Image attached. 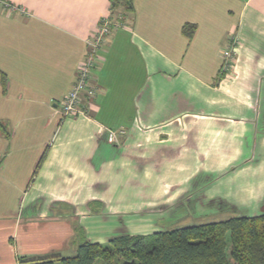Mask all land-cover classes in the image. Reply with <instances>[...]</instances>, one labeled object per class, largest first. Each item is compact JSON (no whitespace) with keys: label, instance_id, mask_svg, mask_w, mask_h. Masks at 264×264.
I'll list each match as a JSON object with an SVG mask.
<instances>
[{"label":"crops","instance_id":"0c3cea01","mask_svg":"<svg viewBox=\"0 0 264 264\" xmlns=\"http://www.w3.org/2000/svg\"><path fill=\"white\" fill-rule=\"evenodd\" d=\"M110 5L0 0V264L69 255L83 234L161 230L185 203L264 206V0H133L101 45L85 114L61 119Z\"/></svg>","mask_w":264,"mask_h":264},{"label":"trees","instance_id":"16d2710c","mask_svg":"<svg viewBox=\"0 0 264 264\" xmlns=\"http://www.w3.org/2000/svg\"><path fill=\"white\" fill-rule=\"evenodd\" d=\"M119 9L132 11L133 0H111L110 14L121 20ZM0 76L4 82L5 74ZM13 264H264V213L117 236L106 243L83 239L72 254L19 256Z\"/></svg>","mask_w":264,"mask_h":264},{"label":"built area","instance_id":"2783aa9c","mask_svg":"<svg viewBox=\"0 0 264 264\" xmlns=\"http://www.w3.org/2000/svg\"><path fill=\"white\" fill-rule=\"evenodd\" d=\"M7 7H12L10 4H4ZM122 25L120 19H115L110 14L101 17L96 26L90 32L85 42L87 44L86 54L80 61L77 68L76 80L72 84L70 90L66 93L60 106L61 119L72 115L85 114V104L83 94L88 98H93L98 91L97 86L91 81V68L96 58L98 51L104 41L105 36L116 27ZM238 45V40L231 35L230 41L221 48V66L219 73H223L231 67L233 56ZM125 130L107 129L106 139L109 142H115L118 137L123 136Z\"/></svg>","mask_w":264,"mask_h":264},{"label":"rangeland","instance_id":"374dc122","mask_svg":"<svg viewBox=\"0 0 264 264\" xmlns=\"http://www.w3.org/2000/svg\"><path fill=\"white\" fill-rule=\"evenodd\" d=\"M8 203H9L8 207L10 206L8 208V210H10V211L15 210V212H18V208H17L18 206L17 205L13 206L12 202H8ZM190 205H191L190 203L189 204L185 203L183 206H181L179 208H175L173 210H168L169 217L166 219L165 222H163L164 224L161 225V227H162L161 229H172L175 227H182V226H188V225H193V224L224 220V219H227L231 216H236V215H250L251 214V212L249 210H240L238 208H235V206L229 205L227 203L219 204V206L222 207V210L221 209H215V208H213V205L217 207L218 204H216L214 202L210 205V207H211L210 209H206L204 211L202 210L199 214H197L196 213L197 210L191 209ZM260 213H264V206L261 209H259V212L257 214H260ZM136 228H138V226H134V230ZM128 231L132 232L133 230H131L130 227H128ZM152 232H150V233H152ZM133 234L138 235L136 233H133ZM139 234L141 235V234H149V233H139ZM123 235H129V234H124V233L120 234V236H123ZM83 236H84V238H82V239L89 240L87 238V236H85L84 234H83ZM81 241H83V240H81ZM81 241L76 239L75 242L78 245L81 243ZM100 242L106 243L108 241L103 240ZM70 253L72 254L73 252H70Z\"/></svg>","mask_w":264,"mask_h":264}]
</instances>
